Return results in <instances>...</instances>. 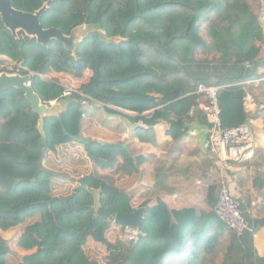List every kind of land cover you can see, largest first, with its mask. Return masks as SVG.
<instances>
[{
    "label": "trees",
    "instance_id": "1",
    "mask_svg": "<svg viewBox=\"0 0 264 264\" xmlns=\"http://www.w3.org/2000/svg\"><path fill=\"white\" fill-rule=\"evenodd\" d=\"M9 1L25 13L47 4L40 19L44 29L56 28L68 35L85 25L97 31L83 40L72 56L55 41L44 47L22 33L15 40L0 21V55L21 61L34 73L31 88L42 103L63 101L66 106L59 117L43 119L40 132L38 116L22 92L8 89L0 93V230L40 215V221L29 226L18 241L24 250L35 249L22 264H89L82 251L88 237L106 246L112 264H264L253 247V234L238 237L217 219L215 204L209 213L169 211L161 203L154 208L143 204V237L118 252L120 245H110L104 239L113 222L95 214L93 198L86 189L77 188L66 203L52 199L50 175L41 167V152L70 141L61 125L69 135L78 134L83 112L78 95L63 98L62 85L39 77L55 72L80 79L89 70L91 81L81 91L105 105L138 115L151 111L148 119H143L150 124L169 123L174 138L177 132L183 133L189 110L200 104L202 96L196 94L199 85L219 88L224 128L249 119L241 102L249 94L264 132V80L241 84L258 77L256 62L264 39L260 0ZM243 64L248 71L233 78L201 72L214 66ZM93 85L97 93H87ZM85 150L102 169L112 168L116 156L123 153L119 146L95 141ZM259 161L262 171L253 186L264 193V153ZM85 185L100 191L101 206L112 216L134 212L129 197L103 180L90 175ZM215 190L211 187L210 201ZM260 211L256 218L242 211L253 233L264 229V206ZM8 253L6 242L0 240V264Z\"/></svg>",
    "mask_w": 264,
    "mask_h": 264
},
{
    "label": "crops",
    "instance_id": "2",
    "mask_svg": "<svg viewBox=\"0 0 264 264\" xmlns=\"http://www.w3.org/2000/svg\"><path fill=\"white\" fill-rule=\"evenodd\" d=\"M260 2L259 22L264 34V0ZM256 67L258 77L247 81L249 84L255 85L264 80V44ZM248 68L246 64L214 66L213 70L204 69L201 72L233 78L243 70L248 71ZM255 108L249 113L256 142L253 161L232 164L229 169L221 171L208 153V127L199 106L189 110L182 125L183 133L177 132L176 138L170 131L172 127L169 123H147L151 111L138 115L110 105L106 108L94 105L81 107L83 116L79 133L103 145L119 146L123 153L116 156L112 168L102 169L89 159L84 145L71 140L54 149H44L41 152V167L50 175V195L54 200L75 195L78 180L92 175L126 194L134 211L141 209L143 204L154 208L161 203L169 211L191 209L197 213H209L223 183L232 195L238 197L242 211L248 213L251 203L260 205L264 196L253 186V180L262 171L259 156L264 153L262 121L255 115ZM211 187H216V190L210 201ZM252 217L256 218L253 213ZM38 221L40 215L34 214L16 227L0 230V240L6 242L9 248L4 264H22L27 256L35 252V249H22L18 241L26 229ZM104 239L110 245H120L118 252L128 247L121 240V226L110 225L104 232ZM253 247L257 256L264 259V229L255 232ZM82 251L89 263L105 264L106 258V264H112L110 251L92 237L86 239Z\"/></svg>",
    "mask_w": 264,
    "mask_h": 264
},
{
    "label": "built area",
    "instance_id": "3",
    "mask_svg": "<svg viewBox=\"0 0 264 264\" xmlns=\"http://www.w3.org/2000/svg\"><path fill=\"white\" fill-rule=\"evenodd\" d=\"M0 73L8 75L30 76V80L26 83L27 87H31V78L34 75L26 68L21 61H14L7 56L0 55ZM44 79V76H39ZM245 82L244 84H249ZM218 87L199 85L196 94L202 96L199 107L205 117L207 129L208 153L217 164L221 171L230 168L232 164L249 163L255 157L256 142L254 136V125L250 119L243 124L224 128L221 125L220 109L218 104ZM71 95H78L81 107L94 105L106 108L103 104L93 96L83 91L64 88L62 92L63 98ZM242 107L245 113L249 114L255 107L254 99L246 94L242 98ZM49 102L48 105L54 104ZM255 203H251V209ZM214 214L219 221L232 230L238 237H242L246 233H255L247 225L241 211V202L238 197L232 195L223 183L218 191L217 201L214 206ZM252 216V211L248 212ZM143 232L138 227H121V239L128 245L135 244L141 237Z\"/></svg>",
    "mask_w": 264,
    "mask_h": 264
},
{
    "label": "water",
    "instance_id": "4",
    "mask_svg": "<svg viewBox=\"0 0 264 264\" xmlns=\"http://www.w3.org/2000/svg\"><path fill=\"white\" fill-rule=\"evenodd\" d=\"M47 10V4H44L40 9L34 13H25L14 9L9 0H0V21L3 27L10 33V36L18 40V33H22L25 37L35 40L38 45L47 46L50 42L55 41L61 44L64 50L70 52L74 56L76 49L90 34L97 32L94 27H87L85 25L78 26L70 31L68 35H64L60 29L47 28L44 29L40 23L43 13ZM101 35V32H98ZM30 80V76L8 75L0 73V93L8 89H15L23 93V98L30 105L32 113L38 116L37 129L41 132L43 126V119L59 117L66 110L65 102L58 101L53 105L42 103L38 95L31 87H27L26 83ZM87 93H97L96 85H93L87 90ZM62 133L71 141L82 144L84 146L90 144L92 141L84 137L81 133L76 135H69L66 129L61 125ZM78 188H84L91 194L93 198L92 208L95 214L102 219H109L115 225L121 227H138L141 228L144 223V216L141 209L129 214H119L112 216L110 213L104 211L100 203V191L87 188L85 180H78ZM75 195L62 199L65 203L68 202ZM89 264H97L91 262Z\"/></svg>",
    "mask_w": 264,
    "mask_h": 264
},
{
    "label": "rangeland",
    "instance_id": "5",
    "mask_svg": "<svg viewBox=\"0 0 264 264\" xmlns=\"http://www.w3.org/2000/svg\"><path fill=\"white\" fill-rule=\"evenodd\" d=\"M117 39H113L115 42ZM263 42L261 44V49L260 52L262 51L263 47ZM44 80H55L59 83V85H62L64 88H71L74 90H79L81 91V87L89 85L92 77V73L89 70H86L83 72L82 77L80 79L74 78L70 75L66 74H57L55 72H49L47 75H44ZM56 103V102H55ZM53 105V104H52ZM256 151V150H255ZM264 206V202L262 201L260 205L255 204L253 209H251L252 213L254 214L255 217L259 216V213H261V207ZM111 225H114L111 223ZM122 240V239H121ZM107 259H104V263L106 264Z\"/></svg>",
    "mask_w": 264,
    "mask_h": 264
}]
</instances>
